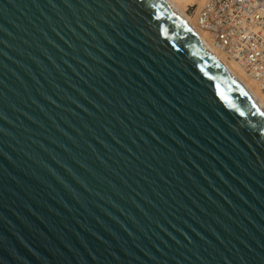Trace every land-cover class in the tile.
Listing matches in <instances>:
<instances>
[{
    "label": "water",
    "instance_id": "1",
    "mask_svg": "<svg viewBox=\"0 0 264 264\" xmlns=\"http://www.w3.org/2000/svg\"><path fill=\"white\" fill-rule=\"evenodd\" d=\"M0 264H264V113L163 0H0Z\"/></svg>",
    "mask_w": 264,
    "mask_h": 264
},
{
    "label": "built area",
    "instance_id": "2",
    "mask_svg": "<svg viewBox=\"0 0 264 264\" xmlns=\"http://www.w3.org/2000/svg\"><path fill=\"white\" fill-rule=\"evenodd\" d=\"M196 18L215 49L237 62L264 96V0H208Z\"/></svg>",
    "mask_w": 264,
    "mask_h": 264
},
{
    "label": "bare ground",
    "instance_id": "3",
    "mask_svg": "<svg viewBox=\"0 0 264 264\" xmlns=\"http://www.w3.org/2000/svg\"><path fill=\"white\" fill-rule=\"evenodd\" d=\"M166 5L181 19L201 44L213 55L223 69L242 87L247 95L251 97L253 102L264 113V96L258 90L256 84L246 75L244 70L238 65L237 62L229 60L226 56L215 49L211 44L205 32H202L196 23L198 12L205 6L208 0H163ZM205 4L203 5V3ZM198 10L195 12V19L193 20L183 9L184 6H196Z\"/></svg>",
    "mask_w": 264,
    "mask_h": 264
},
{
    "label": "rangeland",
    "instance_id": "4",
    "mask_svg": "<svg viewBox=\"0 0 264 264\" xmlns=\"http://www.w3.org/2000/svg\"><path fill=\"white\" fill-rule=\"evenodd\" d=\"M206 1L207 0H205V2ZM205 2L203 3V5L205 4ZM183 9L193 20L195 19L194 16H195V12L198 10V5H196V6H184Z\"/></svg>",
    "mask_w": 264,
    "mask_h": 264
}]
</instances>
